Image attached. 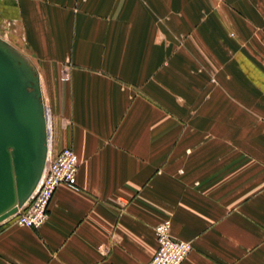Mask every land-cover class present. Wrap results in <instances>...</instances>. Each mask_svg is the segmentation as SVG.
Listing matches in <instances>:
<instances>
[{"label": "crops", "instance_id": "crops-1", "mask_svg": "<svg viewBox=\"0 0 264 264\" xmlns=\"http://www.w3.org/2000/svg\"><path fill=\"white\" fill-rule=\"evenodd\" d=\"M252 25L264 0H0L78 158L40 228L0 223V264H147L164 222L181 264H264V63L228 55Z\"/></svg>", "mask_w": 264, "mask_h": 264}, {"label": "water", "instance_id": "water-1", "mask_svg": "<svg viewBox=\"0 0 264 264\" xmlns=\"http://www.w3.org/2000/svg\"><path fill=\"white\" fill-rule=\"evenodd\" d=\"M48 149V117L38 73L0 38V223L35 190Z\"/></svg>", "mask_w": 264, "mask_h": 264}, {"label": "built area", "instance_id": "built-area-1", "mask_svg": "<svg viewBox=\"0 0 264 264\" xmlns=\"http://www.w3.org/2000/svg\"><path fill=\"white\" fill-rule=\"evenodd\" d=\"M49 131V130H48ZM78 158L72 148L58 153L48 149L43 174L25 204L9 219L18 227L38 229L48 218L49 204L60 185L76 184ZM157 249L147 264H181L192 249L189 242L177 240L170 234V223L164 222L155 228Z\"/></svg>", "mask_w": 264, "mask_h": 264}, {"label": "rangeland", "instance_id": "rangeland-1", "mask_svg": "<svg viewBox=\"0 0 264 264\" xmlns=\"http://www.w3.org/2000/svg\"><path fill=\"white\" fill-rule=\"evenodd\" d=\"M256 19L261 20V18L258 17ZM235 23L236 24L238 23V19H236ZM236 26H238V24ZM4 36L5 35L3 34V31L0 28V38ZM1 39L4 40L3 38ZM228 39L234 42V48L228 50L229 56L232 55L234 56L235 54H238L240 52L245 56L249 57L253 62L258 63L259 61H261L262 63H264V28L262 26L260 27L257 25L256 26L252 25L251 31L247 33H239L236 31L235 28L234 31L231 30L228 32ZM6 40L9 41L10 39L6 37ZM17 50L21 54L23 52L24 53L26 52V50L21 48L19 49L17 48ZM225 55L227 54L225 53ZM206 57H207L206 54L203 53V61H204L203 71L204 73H206V75H208L209 80L212 82L215 80V75L217 73V70L214 66L210 64V61ZM261 68L264 69V64L261 65Z\"/></svg>", "mask_w": 264, "mask_h": 264}, {"label": "bare ground", "instance_id": "bare-ground-1", "mask_svg": "<svg viewBox=\"0 0 264 264\" xmlns=\"http://www.w3.org/2000/svg\"><path fill=\"white\" fill-rule=\"evenodd\" d=\"M39 76V75H38Z\"/></svg>", "mask_w": 264, "mask_h": 264}]
</instances>
